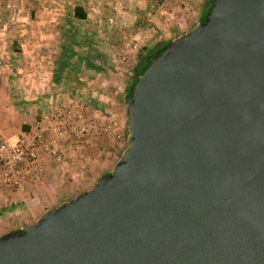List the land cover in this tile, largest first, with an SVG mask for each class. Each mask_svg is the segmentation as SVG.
I'll return each instance as SVG.
<instances>
[{"label":"water","instance_id":"95a60500","mask_svg":"<svg viewBox=\"0 0 264 264\" xmlns=\"http://www.w3.org/2000/svg\"><path fill=\"white\" fill-rule=\"evenodd\" d=\"M89 191L0 236V264H264V0H213L126 99Z\"/></svg>","mask_w":264,"mask_h":264},{"label":"rangeland","instance_id":"374dc122","mask_svg":"<svg viewBox=\"0 0 264 264\" xmlns=\"http://www.w3.org/2000/svg\"><path fill=\"white\" fill-rule=\"evenodd\" d=\"M105 1L112 5L121 0ZM204 2L127 0V4L132 3L143 12L150 10L145 16L139 13L138 19L145 23L151 16L156 17L157 24L140 27L137 20H126L125 26L119 28L110 11L103 18L96 8L87 7L90 19L81 23L71 19L72 4L57 2L59 6L52 8V0H0V83L8 79V95L4 96L9 100L6 108L14 121L26 123L27 134L41 119H49L60 111L81 114L86 121L82 120L79 128L91 126L89 134L78 139V150L63 152L64 145H60V159L46 166L38 184L27 187L21 195L6 197L5 208L13 212L10 220L21 221L31 212L37 221V207L52 204V187H59L72 199L112 172L127 148L124 96L140 59L126 68L129 57L136 52L144 55L146 49L165 41L160 38L165 30L170 32V38L191 31L199 23ZM147 32L153 33L149 40ZM156 39L159 41L154 42ZM112 42L118 43L110 47ZM80 59H94L93 66L82 62L77 69ZM70 64L74 65L72 70L68 68ZM73 75L77 80L69 81ZM20 201L24 206H20Z\"/></svg>","mask_w":264,"mask_h":264},{"label":"built area","instance_id":"2783aa9c","mask_svg":"<svg viewBox=\"0 0 264 264\" xmlns=\"http://www.w3.org/2000/svg\"><path fill=\"white\" fill-rule=\"evenodd\" d=\"M82 120L86 121L81 114L59 111L41 119L35 129L15 141L0 130V200L21 195L27 187L38 184L46 166L60 159V145H64L63 152L78 150V139L91 131V126L78 127Z\"/></svg>","mask_w":264,"mask_h":264},{"label":"crops","instance_id":"0c3cea01","mask_svg":"<svg viewBox=\"0 0 264 264\" xmlns=\"http://www.w3.org/2000/svg\"><path fill=\"white\" fill-rule=\"evenodd\" d=\"M57 2H59V5L60 4L64 5L65 3L72 4L73 7H72L71 12H73L75 6H81L84 9V11L87 13V18L85 20L75 19V21L77 20V22H81V23L90 19V15H89L90 13L88 12L87 7H92V8H96L97 13H100L99 15L102 16L103 18H105L103 15L105 12H109V11L112 12L114 14L113 17L116 18V24L119 25V28H121L122 24H124V26H125L126 20H128L130 22H131V20H133V22L137 20L136 23L139 24L140 27H143V25H146L147 27H151V26H153V23L155 25L157 24L155 21V20H157L156 17L152 18V16H151L150 19L148 18V20H145V23H144V21H141L140 19H138L137 15L139 13L141 15L145 16L146 12L147 11L150 12V10L144 9L145 12H143L141 10V8L138 9V7L135 6L134 4H132V3L127 4V0L126 1L124 0V3L122 2V0L117 1L116 3H114L112 5L111 4L109 5V3H107V1H105V0H64V1L52 0V8L54 7V5H58ZM72 16H73V13H72ZM72 18H74V17H71V19ZM107 18L108 17H106V19ZM14 20H18V19H14ZM108 20L112 21V18L109 17ZM118 30L121 31V29H118ZM165 31H166V33H162V34L160 33V38L163 37V39L165 41H167L170 38V34H169L170 32H168L167 30H165ZM150 36L152 38L153 33L147 32L146 38L148 40H149ZM135 38L138 40V42L141 41L140 39H138V36ZM110 41H111V39H110ZM156 41L158 42L159 40L156 39L154 42H156ZM115 43H118V42H115ZM115 43L114 42L110 43L111 44L110 47H114ZM106 51H108V53H110L111 49H107ZM106 51H105V54H107ZM121 51H123V49ZM132 54L133 55H131V57H129V59L126 63V66H125L126 68L131 63L136 64V62H137L136 59L142 55L141 52H136V53H132ZM119 76L123 77L122 74H120ZM121 80H122V78L119 79V81H121ZM6 87H8V79H6L5 81H2L0 83V130L3 132V134L8 139L16 140L21 135L25 134V132H27L29 130V127H28V125H24L26 123L22 124V123H19L18 121H14L13 117L11 116L12 113L9 111V109L6 108V104H8V102H9L8 98L4 96V95H8L7 94L8 89ZM19 94H21V92H19ZM3 105L5 108L3 107ZM71 197L72 196L66 194V192L62 191L59 187H56V190H55V187L54 188L52 187V204H50L49 206L44 205L43 207H37L38 216L40 217L47 209L58 207L60 204L71 199ZM5 200H6L5 197H2V199L0 200V236L3 234L9 233L11 231H14V230L21 229L27 225L33 224L36 221L35 215L31 216V212H30V215L28 217L22 218L21 221L15 222L13 220H10L11 218H9V217L13 216L12 215L13 212L9 213L8 212L9 208H5ZM20 202L22 203V204H20V206H24V203L22 201H20ZM25 205H26V203H25ZM27 206H30V205L27 204ZM14 208L15 207H13V209ZM10 210H11V208H10ZM29 211H31V210L29 209ZM29 211H28V214H29ZM15 214H17V213H15Z\"/></svg>","mask_w":264,"mask_h":264},{"label":"trees","instance_id":"16d2710c","mask_svg":"<svg viewBox=\"0 0 264 264\" xmlns=\"http://www.w3.org/2000/svg\"><path fill=\"white\" fill-rule=\"evenodd\" d=\"M213 6V0H205L203 6H202V14L200 16V19H199V22H202L206 17H207V14L210 12L211 8ZM73 17L75 19H78V20H85L87 18V13L84 11V9L81 7V6H75L74 7V10H73ZM179 36V35H178ZM178 36H175L173 38H170L169 40L167 41H161L159 43H157L153 48H150V49H146V54L144 55H141L139 58V62L137 64V66L134 68V71H133V77H132V80L129 84V86L126 88V91H125V96H124V100H125V105H126V99L127 97L130 95V91H131V88L133 87V85L136 83L137 81V76L139 74H141L143 72V70L146 68V66L148 65V61L150 60V58L156 54V53H159L164 47H166L173 39L177 38ZM145 60V62L143 63V61ZM93 60H90V59H83V60H79V62L76 64L77 66V69H80V65L82 64V62H85L91 66H93ZM66 65V64H65ZM64 66V65H63ZM74 65H69V69L73 68ZM79 66V67H78ZM65 67V66H64ZM63 67V68H64ZM72 70V69H71ZM68 73V72H67ZM57 74V79L56 81H60V77H59V73H56ZM69 75V74H68ZM75 76V77H73ZM72 77L70 76L68 78L69 81H74V80H77L76 79V75H73ZM126 113L128 115V111H127V108H126ZM125 131H126V135H128V129H127V121H126V127H125Z\"/></svg>","mask_w":264,"mask_h":264},{"label":"flooded vegetation","instance_id":"af4514ba","mask_svg":"<svg viewBox=\"0 0 264 264\" xmlns=\"http://www.w3.org/2000/svg\"><path fill=\"white\" fill-rule=\"evenodd\" d=\"M144 62H145V60L143 61V63H144ZM108 174H110V173H108ZM108 174H107V175H108Z\"/></svg>","mask_w":264,"mask_h":264}]
</instances>
